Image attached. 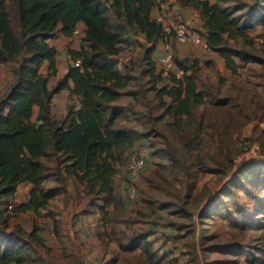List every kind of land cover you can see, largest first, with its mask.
<instances>
[{"label":"rangeland","instance_id":"1","mask_svg":"<svg viewBox=\"0 0 264 264\" xmlns=\"http://www.w3.org/2000/svg\"><path fill=\"white\" fill-rule=\"evenodd\" d=\"M219 1L251 26L246 30V38L227 36L225 45L262 61L244 64L235 57L243 66L234 73L218 52L204 49L200 62L202 74H195L204 102L194 105L190 115L177 119L165 114V107L157 100L161 108L156 115L160 116L147 128L144 142L140 138L138 145V148L143 144L149 147V158L137 179H129L127 171L128 178L117 196L116 209L108 206L104 212L100 208L102 197L88 195L85 189L76 190L72 200L83 204V213L91 210L97 213L99 222L112 226L121 222L115 259L109 264H264V21L261 20L264 3L262 0ZM109 15L114 22L118 21L112 9ZM11 16L13 26L18 29L17 14L12 12ZM181 17L174 24H185L205 38L201 11L191 21ZM166 26L173 30L172 24ZM128 30L137 42L123 43L121 51L131 56V63L141 61L144 69L145 65L150 68L152 64L145 61L143 41L133 28ZM66 45L62 48L64 62L70 65L69 45ZM20 60L21 56L4 66H12L14 72ZM177 60L183 59L175 56L176 67ZM205 67L211 68L206 71ZM199 71L200 68L195 73ZM57 82L58 77L51 76L49 88ZM165 83L158 82L156 95ZM68 98L65 93L54 94L53 107L58 110ZM164 100L172 102L168 96ZM71 104L79 107V96H71L68 105ZM256 166V175L245 174ZM132 183L138 186L135 199L128 196ZM37 220L46 238V242L42 241L46 256L34 261L28 255L32 248L23 247L21 241L26 253L24 264H84L83 242H75V251L69 259L62 253L63 233L57 226L55 212L45 210ZM97 232L100 237L102 231ZM84 237H89L86 232ZM94 259L93 264H105L101 258Z\"/></svg>","mask_w":264,"mask_h":264},{"label":"trees","instance_id":"2","mask_svg":"<svg viewBox=\"0 0 264 264\" xmlns=\"http://www.w3.org/2000/svg\"><path fill=\"white\" fill-rule=\"evenodd\" d=\"M186 1L201 11L205 39L224 58L227 68L237 73L243 66L235 57L244 64L262 61L225 45L227 36L246 38L249 22H242V17L219 0ZM160 4V0H0V66L21 56L14 69V83L0 97V200L13 197L25 181L33 184L28 202L11 210H0V264H24L26 260L21 230L7 231L11 215L31 211L34 227L29 236L41 241L36 235L40 229L37 217L57 193L56 188L44 186L41 158L48 156L49 144L62 153L60 161L65 164L67 174L85 186L88 195L103 198L101 210L106 212L110 205L116 207L113 177L117 163L134 143V132L115 125L119 116L111 103L132 81L130 74L116 68L115 56L122 50L125 32L129 27L136 28L146 36L145 57L152 64L148 70L152 81H165L166 77L156 72L152 58L158 43L169 40L167 36H170L164 31L163 23L151 15ZM111 9L116 22L109 15ZM12 12L17 14L18 29L13 26ZM80 22L86 25L81 46L69 48L68 71L51 89L49 76L57 72V48L49 40L59 25L64 35L71 36ZM77 61L79 65L75 64ZM45 62H48V74L41 69ZM177 64L183 74L171 73L168 76L171 83L157 90V98L165 107L164 113L178 119L190 115L194 105L202 104L204 95L195 75L188 73L198 65V60L187 57L177 60ZM64 89L79 96L80 106L69 105L66 115L57 120L52 112V98ZM165 96L172 102H166ZM36 107L38 114L33 121ZM257 172L256 166L245 174ZM24 244L23 247L29 246Z\"/></svg>","mask_w":264,"mask_h":264},{"label":"crops","instance_id":"3","mask_svg":"<svg viewBox=\"0 0 264 264\" xmlns=\"http://www.w3.org/2000/svg\"><path fill=\"white\" fill-rule=\"evenodd\" d=\"M160 1V6L154 7L151 15L153 18L161 21L164 26L170 24L174 25L175 19L180 16H182L181 19L183 18L185 21H191L193 15L197 16L198 13H200L198 8L187 3L186 0ZM133 29L137 32L139 40L143 41L144 50L146 51L148 44L145 34L136 28ZM205 31L206 29H204V32ZM85 34L86 25L83 22H80L77 25V29L71 36H66L62 33L61 25L56 28L55 35L49 40V42L57 48V72L55 75H50L49 78L51 76H57L59 81L66 75L70 65L67 64V62H64L65 53L62 48H66V44L69 45V48H80L82 37H84ZM78 38L80 41L77 42ZM123 38L125 42H137L136 36L129 30L125 32ZM168 42L169 43H167V41H161L158 43L156 50L152 54L153 60L157 56L164 54L170 44L175 56H178L179 59L188 57L192 59L197 58L199 60V66L190 69L188 73L192 72L194 75L197 74L201 76L202 68L200 62L202 61L201 58L205 50L192 44H180L177 41H174L173 38ZM145 61L148 63V60ZM140 64L141 61L138 64L129 63L123 70H120L123 74H130L132 76V81L122 90L123 94L111 103L112 108L117 110L119 116L115 125L134 132V143L126 151L123 158L117 163V172L113 177V188L116 197L123 191L124 185L126 184L125 180L128 178L127 162L129 157L138 148V145L141 142L140 138L142 139V142H144L145 137L143 136L145 135L147 128L152 125L157 116H160V114L156 115L158 108H161L159 104H157L158 98L155 90L158 81H152V77L148 72L149 65H145L146 68L144 69V65L141 66ZM198 68H200L199 73H195V70H198ZM210 68L211 67H205V70H210ZM41 69L44 73L48 74V62H45ZM156 72H159L158 68ZM173 72L180 73L181 70L179 67H176ZM15 79L16 75L13 72L12 66L5 67L4 64L0 66L1 96H4L10 90ZM165 82L167 84L171 83L168 76H166ZM69 83L73 86L72 80H70ZM61 93H65L69 98L67 102L59 107L58 110L53 107L52 103V112L57 120L66 115L69 106L68 104L71 102V96H76L73 95L69 89H64L56 93V95ZM37 114L38 110H35L33 121H36ZM47 153L48 156L41 158L45 173L44 186L46 188H56L57 193L55 198H53L45 208L40 209V212L41 214L45 210L55 212L57 226L59 229H62L63 233V236L61 237L63 238L64 245L62 253L64 252L66 258L69 259L75 251V242L77 243V241H79L83 242L81 243V246L83 248L82 256L84 264H93V262L96 261L94 257L96 259L101 258L105 264L111 263L115 259L117 248L116 242L119 241V236L121 234L119 227L121 222L118 221L115 226H112L111 223L108 225V223H104L103 221L99 222L97 213L91 210L90 213H83V210H81L83 204L73 202L72 196L76 195L77 189H85V186L80 184L73 176L67 174L65 164L60 161L62 153L55 151L52 144L48 145ZM32 188L33 184L29 181L21 183L16 194L12 197L15 205L28 202ZM110 206L112 209H116L114 205ZM79 212L82 213L78 214ZM8 221L7 231L11 232L19 228L21 230V239L24 240V243L29 245V249L32 248L30 251L28 250V255H30L34 261H38L41 257L42 259H45L44 256H46V253L42 248V245L44 244L42 241L46 239L44 238V233L41 232V230L37 231L36 235L41 241H37L29 236V233L34 227L32 212L25 211L18 213L10 217ZM97 230L102 231L100 237L98 236ZM85 232L88 234V238L84 237ZM93 234L95 236H92ZM36 243L41 245H37ZM37 249H39V251H37ZM50 262L51 261L47 260V263Z\"/></svg>","mask_w":264,"mask_h":264},{"label":"built area","instance_id":"4","mask_svg":"<svg viewBox=\"0 0 264 264\" xmlns=\"http://www.w3.org/2000/svg\"><path fill=\"white\" fill-rule=\"evenodd\" d=\"M173 30L164 26V31L169 34V40L171 38H175L176 41L180 44H192V45H200L202 49H209V45L206 39L196 30L190 29L185 24L177 23L172 26ZM167 40V43H169ZM131 56L126 53L120 52L115 56V66L119 70H123L127 64L131 63ZM156 65L158 67L159 72L164 76H169L170 72H173L176 69V61L175 54L170 46L166 52L162 55L157 56L155 59ZM76 65L80 64V61L75 63ZM174 74L181 76L183 71L180 73L173 72ZM1 92V88H0ZM1 97V94H0ZM149 158V147L146 144L139 146L129 157V161L127 164V171L129 175V179L135 180L138 178L139 174L142 172L147 160ZM138 194V186L136 184H131L128 189V196L131 199H135ZM15 206V203L12 200V197H4L0 200V210H11Z\"/></svg>","mask_w":264,"mask_h":264}]
</instances>
